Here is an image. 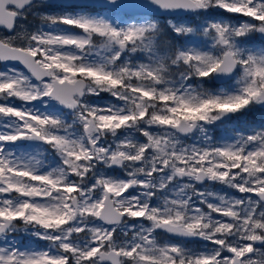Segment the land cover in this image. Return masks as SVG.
Masks as SVG:
<instances>
[{
    "label": "snow or ice",
    "instance_id": "1",
    "mask_svg": "<svg viewBox=\"0 0 264 264\" xmlns=\"http://www.w3.org/2000/svg\"><path fill=\"white\" fill-rule=\"evenodd\" d=\"M262 110L264 0H0V264H264Z\"/></svg>",
    "mask_w": 264,
    "mask_h": 264
},
{
    "label": "rangeland",
    "instance_id": "2",
    "mask_svg": "<svg viewBox=\"0 0 264 264\" xmlns=\"http://www.w3.org/2000/svg\"><path fill=\"white\" fill-rule=\"evenodd\" d=\"M57 10V9H54ZM161 26H167L168 21L170 19H174L175 21L179 22L181 20H184L185 18H157ZM197 21L199 20V17L195 18ZM256 43L259 44L260 40L258 36L256 37ZM216 87V86H213ZM248 119L250 120L249 122L251 123L252 121H255V124H259L262 120H264V110L262 111H254L249 113L246 117L243 118V122H232L230 124L224 125L221 128L215 129L211 134L213 136L217 137H222L228 134L229 130L232 129L233 127L238 126H243V123H249ZM258 121V122H256ZM253 124V123H252Z\"/></svg>",
    "mask_w": 264,
    "mask_h": 264
},
{
    "label": "water",
    "instance_id": "3",
    "mask_svg": "<svg viewBox=\"0 0 264 264\" xmlns=\"http://www.w3.org/2000/svg\"><path fill=\"white\" fill-rule=\"evenodd\" d=\"M53 5H62V4H92L94 0H51ZM157 18H184L180 16L169 17L165 14L157 13ZM259 38V37H258Z\"/></svg>",
    "mask_w": 264,
    "mask_h": 264
},
{
    "label": "trees",
    "instance_id": "4",
    "mask_svg": "<svg viewBox=\"0 0 264 264\" xmlns=\"http://www.w3.org/2000/svg\"><path fill=\"white\" fill-rule=\"evenodd\" d=\"M250 120L248 119V122H249ZM256 122H258V121H256ZM255 124V121H252L251 123L249 122L248 124Z\"/></svg>",
    "mask_w": 264,
    "mask_h": 264
},
{
    "label": "flooded vegetation",
    "instance_id": "5",
    "mask_svg": "<svg viewBox=\"0 0 264 264\" xmlns=\"http://www.w3.org/2000/svg\"><path fill=\"white\" fill-rule=\"evenodd\" d=\"M191 247H196L197 245L193 244V245H190Z\"/></svg>",
    "mask_w": 264,
    "mask_h": 264
}]
</instances>
